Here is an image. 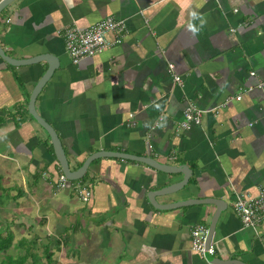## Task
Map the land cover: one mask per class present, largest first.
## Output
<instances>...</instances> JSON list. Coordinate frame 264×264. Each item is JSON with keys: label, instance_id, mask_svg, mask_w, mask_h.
I'll list each match as a JSON object with an SVG mask.
<instances>
[{"label": "crops", "instance_id": "crops-1", "mask_svg": "<svg viewBox=\"0 0 264 264\" xmlns=\"http://www.w3.org/2000/svg\"><path fill=\"white\" fill-rule=\"evenodd\" d=\"M107 17L125 24L121 42L74 64L65 28ZM0 46L13 59L39 56L25 65L0 57V206L11 202L29 231L45 228L60 240L66 262L264 264V238L233 210L237 194L264 189V86L257 87L264 80V0H13L0 11ZM49 66L35 109L56 130L70 169L98 151L186 165L190 188L155 201L222 199L212 253L191 250L190 233L198 223L209 227L214 205L159 209L148 199L182 173L101 157L83 180L56 187L61 169L51 140L28 110ZM188 103L225 105L177 131ZM76 185L92 188L89 202ZM70 248L77 258L66 256Z\"/></svg>", "mask_w": 264, "mask_h": 264}, {"label": "built area", "instance_id": "built-area-1", "mask_svg": "<svg viewBox=\"0 0 264 264\" xmlns=\"http://www.w3.org/2000/svg\"><path fill=\"white\" fill-rule=\"evenodd\" d=\"M1 1L3 0H0V2ZM125 27L122 20H116L112 17L102 19L86 28H79L75 25L69 26L65 28L63 33L66 52L74 64L84 58L93 57L111 46L120 43ZM231 31H234V29ZM168 67L172 71L173 65L169 64ZM250 74L255 75V72L252 71ZM173 79L179 84L182 83L178 75H173ZM262 86H264V80L257 85V87ZM246 90L248 89L243 91ZM240 99L241 93L228 97L226 102ZM225 103L212 109H203L197 107L194 103H188L183 111L184 118L178 124L177 131L187 130L192 125L200 124L206 112L215 111L218 107L224 106ZM130 116L133 117V114H130ZM134 123V121L129 120L126 124L127 126H133ZM156 125H158V122H155V126ZM68 184H70V181L60 172L57 176V188L65 189ZM76 187L80 199L85 203L89 202L92 197V188L82 185H76ZM233 210L240 218L244 227L252 228L256 234L264 238V230L261 229L264 222V189H260L256 194L249 192L237 194L233 202ZM207 234L208 227L201 223L194 225L191 229V250L197 252L201 256L214 251L212 245L206 246Z\"/></svg>", "mask_w": 264, "mask_h": 264}, {"label": "water", "instance_id": "water-1", "mask_svg": "<svg viewBox=\"0 0 264 264\" xmlns=\"http://www.w3.org/2000/svg\"><path fill=\"white\" fill-rule=\"evenodd\" d=\"M13 0H3L0 2V11L6 7L10 2ZM43 56V55H42ZM0 57L5 60L6 62L13 64V65H25V64H30L35 61H38L36 59L39 58L33 57L31 59H13L6 55L2 47L0 46ZM41 59H47L46 56H43ZM51 66L47 69V71L43 74V76L38 80L37 84L35 85L31 96L29 98L28 102V110L29 114L33 119L43 127V129L46 131L48 134L53 149L55 153V157L58 161V164L60 166L61 172L66 176V178L69 181H74L81 179L84 174L86 173L89 164L98 158L101 157H115V158H120L122 160H129V161H136V162H141L144 163L154 169H157L159 171H162L166 174H175V173H182L183 178L179 182H174L170 183L168 185H165L163 187H160L156 190L150 191L148 193V199L150 203L156 208L159 209H172V208H179L183 206H190L193 204H212L216 207V211L214 212L212 218H211V223L208 227V234L206 237V246H210L214 230L219 218L220 213L225 209V203L222 199L219 198H213V197H205V198H189V199H184V200H179V201H174L171 203H165V204H157L156 203V197L159 195H169V194H174V193H179L182 190H185L190 188L188 181L189 177L191 175V170L186 166V165H171V164H165V163H160L156 161L155 159L149 157V156H136V155H131L128 153H123V152H115V151H98L95 152L91 155H89L83 164L76 170H71L69 167V162L67 160V157L65 155V151L63 149L61 140L56 132V130L41 116L39 113H37L35 109V99L40 91L41 87L43 86L44 82L46 79L50 76L51 74Z\"/></svg>", "mask_w": 264, "mask_h": 264}, {"label": "trees", "instance_id": "trees-1", "mask_svg": "<svg viewBox=\"0 0 264 264\" xmlns=\"http://www.w3.org/2000/svg\"><path fill=\"white\" fill-rule=\"evenodd\" d=\"M61 171V170H60ZM59 174V173H58ZM85 176L82 177L83 180ZM57 187V181H56ZM6 223V222H5ZM13 232L10 229L9 224L0 226V252L6 251L11 247L16 249L14 255L4 254L0 255V264H44L54 262L52 259V251L50 248H45L43 251L38 252L35 249L33 241L31 238L21 237L17 242H13ZM45 240L55 248L59 249L61 246V241L53 239L49 236H45ZM45 260V261H44Z\"/></svg>", "mask_w": 264, "mask_h": 264}, {"label": "rangeland", "instance_id": "rangeland-1", "mask_svg": "<svg viewBox=\"0 0 264 264\" xmlns=\"http://www.w3.org/2000/svg\"><path fill=\"white\" fill-rule=\"evenodd\" d=\"M5 179H7V176H4ZM10 203V204H9ZM8 204L5 203L4 205L0 206V226L1 225H5V224H9L10 225V229L13 232L14 238H13V242H17L21 237H26V238H31L34 244L35 249L38 250V252L43 251L45 248H50V250L52 251L53 255H52V259L54 260V262L51 263H47L45 260L44 264H78L77 262H66L65 260V252H66V248L60 246L59 249L55 248V246H52V243H48L45 240V236H48L47 233L48 231L45 230V228H43V233H36V232H32L34 231V229H30V231L27 229V225L26 223H20L21 219L20 217H16L14 218L13 215L11 214V212H13L14 207L11 205L12 203L9 202ZM22 206H28V205H22ZM5 214L7 213L8 215H6L8 218L6 219V223H5V219L1 214ZM12 215V216H11ZM14 218V219H12ZM36 227L38 225H35ZM39 228V227H38ZM47 232V233H46ZM74 250V251H73ZM72 250V248L69 249V253L66 256H69L71 258L74 257L77 258V255H79V251H76V248H74ZM83 253H85V249H80ZM16 253V249L11 247L10 249L0 252V255L3 256L4 254H8V255H14ZM72 253V256H70ZM96 260V259H95Z\"/></svg>", "mask_w": 264, "mask_h": 264}]
</instances>
